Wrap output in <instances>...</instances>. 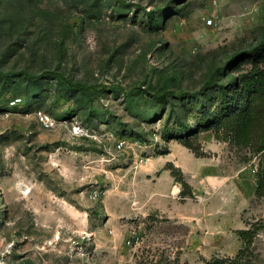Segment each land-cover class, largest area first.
Wrapping results in <instances>:
<instances>
[{
	"label": "rangeland",
	"instance_id": "rangeland-1",
	"mask_svg": "<svg viewBox=\"0 0 264 264\" xmlns=\"http://www.w3.org/2000/svg\"><path fill=\"white\" fill-rule=\"evenodd\" d=\"M255 47L264 0H0V264H206L243 229L263 263L258 154L204 124Z\"/></svg>",
	"mask_w": 264,
	"mask_h": 264
},
{
	"label": "trees",
	"instance_id": "trees-1",
	"mask_svg": "<svg viewBox=\"0 0 264 264\" xmlns=\"http://www.w3.org/2000/svg\"><path fill=\"white\" fill-rule=\"evenodd\" d=\"M255 54V59H259L264 51L260 47L252 50L240 52L236 57L243 55ZM30 80H37L47 75H54L62 78L66 83L76 89L89 90L90 87L84 86L78 82H71L62 73L56 70H48L38 74H32L26 71L21 72ZM16 74L0 70V75L7 76ZM235 89L232 96H237L236 101L231 104L224 93L219 105V112L215 119H205L204 124L207 128H213L216 136L234 141L237 145L249 147L258 154V165L256 167L257 185L255 193L258 196L264 195V69L260 67H252L248 72L242 75L240 80L234 81ZM168 92H165L162 97ZM182 95L189 93L183 92ZM239 102V103H238ZM183 129H188L182 124ZM223 128V134L220 129ZM192 129H189V131ZM181 132V131H180ZM190 146L189 143H185ZM172 173L178 176L183 185L187 188L189 183L184 179L183 175H178L172 168ZM184 194H189L190 190H183ZM240 235L246 240V245L238 250L233 257L221 258L213 257L206 261V264H264L256 263L249 259L252 254L251 243L253 241L254 232L250 229H243Z\"/></svg>",
	"mask_w": 264,
	"mask_h": 264
},
{
	"label": "built area",
	"instance_id": "built-area-1",
	"mask_svg": "<svg viewBox=\"0 0 264 264\" xmlns=\"http://www.w3.org/2000/svg\"><path fill=\"white\" fill-rule=\"evenodd\" d=\"M120 143L124 144V141H121ZM92 196L94 198H97L99 196V192L96 189L92 190Z\"/></svg>",
	"mask_w": 264,
	"mask_h": 264
}]
</instances>
